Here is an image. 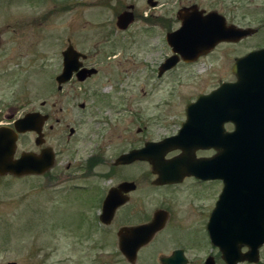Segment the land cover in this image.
Instances as JSON below:
<instances>
[{"label":"flooded vegetation","instance_id":"1","mask_svg":"<svg viewBox=\"0 0 264 264\" xmlns=\"http://www.w3.org/2000/svg\"><path fill=\"white\" fill-rule=\"evenodd\" d=\"M121 4L120 9L115 11L112 25L103 31L104 35L93 44V49L85 51L71 37L66 38V45L59 51L60 70L54 76L55 82L63 69V52L68 48L78 53L79 66L65 82L57 84L58 89H62V86H79L85 92L89 81L100 71L97 65L102 62L101 57L113 58L115 65L123 62L132 65L135 62L130 51L134 39L132 28L137 22L146 34L160 33L162 39L159 41L163 44L160 50L167 49L168 54L155 65L157 77H162L169 69L159 74L169 56L174 55L177 59L170 67L173 69L179 64H195L212 54L217 45L192 60H184L181 56L188 44L195 49L198 44L209 43L206 41L207 28L215 20L236 29H252L236 40H221L218 44L237 43L254 36L257 31V27L241 25L235 15V7L231 8L223 0H142V7H136L133 3ZM122 13H130L132 16V21L125 27L117 25V18ZM41 16H47V12ZM199 20H202V26L200 31L192 29L193 41L177 40L176 32L181 29L183 21H192L195 25ZM261 20L263 23L264 19ZM20 27L21 23L17 28ZM168 37H174L173 42H169ZM2 43L0 31V48ZM262 47L264 44L234 55L230 68L236 58ZM110 48L112 50L106 51ZM8 61L0 57V68L4 70ZM81 69L93 71L80 80L78 71ZM234 79L233 76L232 79L220 80L216 86L198 91L185 100L180 106L177 120L172 121L174 127L167 128L163 134H147L148 127L144 124L134 130L128 125L118 132L113 128L114 140L118 145L108 157L99 141L90 138L89 133L84 131L87 124H109L106 121L108 117L92 110L87 98L79 102L78 107L82 110L88 107L89 111L76 114L72 126L70 117L67 118L70 113L52 97L40 100L38 105L32 100L5 105L0 102V129L8 139H13L11 161L16 164L18 171H22L20 175L14 172L0 173V180L6 176L32 178L37 188L56 189L53 192L62 199L58 203L54 202V207L69 205L72 209L80 210L79 223L73 227L75 229L77 225L76 234L81 246L94 253L91 255V264H230L234 261V264H260L264 243L257 249V259L250 261L246 259L250 249L245 243L238 242L229 251L223 247L229 241L224 243L225 240L219 242L212 238L211 231L223 226L221 216L235 204L230 193L226 192L223 179L193 174L163 177L155 168L166 165L170 159L181 154L183 148L192 149L196 158H208L216 153L213 147H205L204 138L199 136L201 132L211 129L204 116L212 117L214 113L207 111L210 108L207 102L196 101L199 96L208 94L222 82ZM119 82L123 80L119 79ZM87 93L94 99L98 95V99H101L102 96L94 90L90 92L88 89ZM124 100L125 103H120L122 108L116 110L115 115L120 116L123 114L121 111L129 109V124L135 119H141L140 111L133 112L131 109L130 99ZM192 104H195L191 107L192 114L198 118L194 123L197 135L192 136L190 133L177 138L183 125H191L187 122V108ZM124 105L127 107L124 108ZM27 115L33 116L23 120ZM213 124L212 121V127ZM22 126L29 128L19 130ZM221 127L227 133L234 128L228 120ZM94 135H97V131ZM25 141L30 142L28 147ZM134 151L140 154L136 156ZM27 154L30 160L21 161ZM27 169L30 172H26ZM243 198L241 194L236 204L244 206L246 200ZM214 214H217L215 222ZM63 228L70 227L65 225ZM219 243H222V248ZM106 246L112 249L108 257H104L101 251Z\"/></svg>","mask_w":264,"mask_h":264},{"label":"rangeland","instance_id":"2","mask_svg":"<svg viewBox=\"0 0 264 264\" xmlns=\"http://www.w3.org/2000/svg\"><path fill=\"white\" fill-rule=\"evenodd\" d=\"M223 1L235 7L241 25L257 27L254 36L237 43L218 44L219 41L206 58L191 65L179 64L157 77L155 65L168 54L167 49L160 50V33L146 34L137 22L132 28L130 50L135 62L115 65L113 58L101 57L97 65L100 71L84 92L79 86L58 89L54 80L60 70L59 51L66 45V38L71 37L85 51L93 49L103 31L112 25L121 3L142 7V0H0V57L10 60L4 70L0 68V102L5 105L32 100L38 105L40 100L52 97L70 113L67 118L72 126L76 114L89 111L88 107H78L87 98L92 110L108 117V125L87 124L84 129L90 138L99 141L107 157L118 145L113 128L118 132L128 125L134 130L144 124L147 134H163L174 127L172 121L177 120L185 100L216 86L220 80L233 78L230 65L234 55L264 44V0ZM46 12L47 16H41ZM20 23L22 27L17 28ZM88 89L102 94L101 99L99 95L94 99L86 94ZM124 98L130 99L133 112L140 111L141 119L132 124L128 123L129 109L115 115L122 108L120 103H125ZM25 145L28 147L30 142L25 141ZM33 181L9 176L0 180V264L10 260L19 264H91L93 251L81 246L77 236L80 210L69 205L54 207L62 199L53 192L56 189L37 188ZM65 225L70 228H63ZM111 250L109 246L101 248L104 257L110 256ZM260 264H264V244Z\"/></svg>","mask_w":264,"mask_h":264},{"label":"water","instance_id":"3","mask_svg":"<svg viewBox=\"0 0 264 264\" xmlns=\"http://www.w3.org/2000/svg\"><path fill=\"white\" fill-rule=\"evenodd\" d=\"M130 21H132L131 14L122 13L117 18V25L125 27ZM191 22L183 21L181 29L176 32L178 41L194 40L192 29L200 31L202 20L197 21L195 25ZM219 22L215 20L214 23L209 24L210 27L207 26L206 41L209 43L198 44L195 49L190 44L186 45L183 53L181 52L184 60H192L201 52L213 48L221 40H236L252 31V29H236L232 25L225 26L224 23ZM172 35L174 36L175 32ZM167 39L173 42L174 37ZM77 57L78 53L72 48L63 52V69L56 77L58 85L65 82L72 71L78 68ZM176 60L174 55L166 58L159 74L172 67ZM92 71V69H81L78 71V78L82 80ZM231 71L235 76L234 81L221 83L208 94L199 96L196 101V103L207 102L210 106L207 111L214 113L212 117L204 116L211 129L201 132L199 136L204 138L206 142L204 146L213 147L216 153L208 158H196L192 149L183 148V152L170 159L166 165L162 164L155 168L163 177L193 174L223 179L226 192L230 193L231 200H234L235 204L231 206L229 212L221 216L223 226L211 231L212 238L219 242L225 240L224 243L229 241L223 246L229 251H232L238 242L245 243L250 249L246 253V259L251 261L257 259V249L264 243V47L236 58ZM195 104L187 108V122L191 125H183L177 138L190 133L192 136L197 135L194 123L198 118L192 114L191 109ZM31 116L33 115H27L23 120ZM227 120L234 126L228 133L221 127V124ZM26 128L29 127L22 126L19 130ZM2 132L3 130L0 129V173L14 172L20 175L22 171H18L16 164L11 161L14 141L12 138L8 139V136ZM133 154L137 156L140 153L134 151ZM22 160H30V156L27 154L21 158ZM26 172H30V169ZM241 194L246 200L244 206L236 204ZM216 217L217 214H214V222ZM219 245L222 248V243ZM6 264L19 263L9 261Z\"/></svg>","mask_w":264,"mask_h":264}]
</instances>
